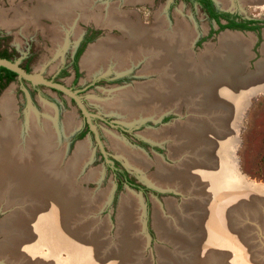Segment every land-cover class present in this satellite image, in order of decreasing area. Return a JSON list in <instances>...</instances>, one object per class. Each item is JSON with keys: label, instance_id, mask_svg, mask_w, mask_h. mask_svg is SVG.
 Wrapping results in <instances>:
<instances>
[{"label": "rangeland", "instance_id": "1", "mask_svg": "<svg viewBox=\"0 0 264 264\" xmlns=\"http://www.w3.org/2000/svg\"><path fill=\"white\" fill-rule=\"evenodd\" d=\"M40 1L0 0V50L6 49L13 60L20 59L21 67L30 73H39L67 87L72 86L80 95L86 108L90 110L89 112L97 116L93 120L96 133H87L81 139L71 141L74 132L78 131L85 120L77 104L67 95L44 85L34 86L19 78L0 85V105L1 100L6 99L7 96L10 97L14 120L19 129L22 128V137L23 135L26 137L28 123L32 116L41 124L46 123L47 118L52 116L54 128H56L55 133L58 134L60 140L59 145L66 151L65 153L63 149L65 153L63 162L67 163L74 157L73 152L77 142H85L88 146V153L82 159L83 163L73 174V178L71 177L73 183L75 182L74 185L80 190V194L77 195L79 205L73 212V216L68 219L69 221L71 219L69 224L71 232L80 236H73L72 239L82 246L77 248L76 244H66L64 248H59L57 253H53L50 252L49 246L40 245L36 254L20 252L19 259L22 258L24 264H167L168 256L176 257V259L189 258V255L193 256L198 253L206 255V260L209 259L207 261L212 264H264V196L253 195L254 191L247 190L246 187L244 190L242 188L250 183H255L260 187L264 185V91L249 97L248 100V96L244 99L239 116L234 121L232 133L229 134L231 141L220 158L224 167L222 176L230 180V182H223V194L228 195L226 202L230 203V207L227 206L226 211H222L227 227L224 241L222 243L217 239L214 241L208 229L213 223L207 210L215 203L210 206L211 202L205 197L207 194H201L198 190L205 183H200V185L197 183L200 181L195 180V185L185 184L178 190L173 186L164 187L149 180L150 175L158 169L154 162L158 157L171 168L178 165L179 161L173 157L176 146L170 138L161 140L162 142H154L145 133L159 131L162 128L170 129L178 121L184 123L192 116V111H189L192 106L188 107L187 104L181 103L179 112L175 111L176 109H169L160 117H157L155 112V118H146L142 122L123 120L109 109H105L101 103L111 104L110 99L113 98L115 90L134 87L138 83L141 85L147 80L154 79L156 75L148 77L143 75L141 70L144 63L142 61L131 65L130 69H123V72L122 70L118 72L111 66L103 72L88 73L81 67L80 59L89 46L90 49L92 45L107 36H114L120 40L128 37L126 38L121 27L117 29L98 26L93 21L83 20L81 12L77 13V11H74L67 20H59L66 21L67 24L63 22L64 25L46 14L37 16L33 14V10ZM99 2H116L120 10L131 11L130 20L139 21L148 27L154 26L159 19L168 24L169 31L182 23L185 24L191 33L188 48L196 56L203 55L206 50L205 46L208 44L212 45L215 50L209 54L216 53L220 47V37L226 33L243 34L246 38L251 37L252 34V43L247 49L248 58L244 62L243 73L245 74L255 72L257 62L264 57L261 52L264 44V24L262 29L257 28L250 31L219 30L218 25L209 20L198 7H190L182 2L173 5L170 4L171 0L137 2L99 0ZM226 8L237 10L248 18L264 20V2L242 3L240 0H231V6ZM95 28L98 31L94 34V38L83 45L78 59L79 76L74 81L75 69L72 62L78 35L86 29ZM45 108L51 109V116L46 113L48 111ZM68 114L73 117V125L65 134L64 119ZM104 118L109 122L105 123ZM2 119H4V113L0 109V121ZM114 124L128 131L122 134ZM110 133L115 134L116 136L113 137L117 140H123L126 145L134 148L133 150L145 154L146 158L152 161L147 170L130 166L122 156L117 154L112 148ZM96 135L106 152L117 157L121 164H125V167L127 165L126 168L132 179L145 190L134 189L126 184L117 188L114 174L107 169L100 156V145L97 143ZM195 153L198 154L197 151ZM87 157L90 158L86 159ZM95 170L99 171L98 176L94 174ZM129 193L134 195L132 196L134 205L132 204L131 210V229L126 230L128 226L122 215V199ZM219 196L220 193L216 198L218 203H220ZM74 197L75 195L72 196ZM240 198H243L241 202ZM171 201L177 205L176 210H171L169 205ZM221 203L225 204V202ZM0 205L1 222L11 216L15 210L16 212L18 209L21 210V206L26 205V202L23 204H16L15 201L8 203L2 196ZM207 205H209L208 208ZM157 210L173 233H179L183 238L191 239V246L188 250L183 247V244H179V240L172 242L171 240H175L172 237L171 240L160 237L161 229L155 223ZM28 216L24 214L22 218L31 220ZM66 233L71 235L70 231L66 230ZM204 234L208 239H204ZM26 236L23 230L20 240H28L29 237ZM3 239L4 235L0 234V240ZM132 239L136 242L129 251L126 249V244ZM7 263L13 264L4 257H0V264Z\"/></svg>", "mask_w": 264, "mask_h": 264}, {"label": "bare ground", "instance_id": "2", "mask_svg": "<svg viewBox=\"0 0 264 264\" xmlns=\"http://www.w3.org/2000/svg\"><path fill=\"white\" fill-rule=\"evenodd\" d=\"M219 1L222 3L227 0ZM94 6L93 0H41L34 8L33 14L37 16L46 14L59 21L67 20L77 9L80 10L81 17L87 19L89 13L95 10ZM104 8L107 10L106 14L102 12ZM119 8L120 6L116 3L107 6L99 4L97 7L99 12H95L94 17L97 23L118 25L128 38L120 40L107 37L99 40L90 49L89 46L81 57V67L90 74L106 71L111 66L116 71L123 72V69H128L131 65L142 61L144 63L142 74L146 77L156 75L154 79L147 80L141 85L138 83L139 85L136 84L134 87L115 90L113 98L110 99L111 104L101 103L105 109H109L123 120L141 121L146 118H155V112L156 116L160 117L169 109H176L175 111L179 112L181 103L187 104L188 107L192 106L189 109L192 111V116L184 123L178 121L170 129L146 130L145 134L154 142H162L170 138L176 146H174L173 157L179 161L178 165L171 168L158 157L154 161L158 169L150 175L149 180L164 187L173 186L178 190L185 184L195 185V180L200 181L197 182L199 184L205 183V185L200 184L201 187L198 190L201 194H207L205 197L211 202L210 206L215 203L207 210L213 223L208 229L214 241L217 239L222 243L227 229L222 211H226L227 206L230 207V203L226 202L228 195L223 194V182H230V180L222 176L224 167L220 158L231 141L229 134L232 133L234 121L239 116L244 99L248 96V100L249 97L264 91V57L257 62L255 72L245 74L243 73L244 62L248 58L247 49L252 43V34L251 37L246 38L243 34L226 33L220 37V47L216 53L210 55L212 54L210 52L215 50L208 44L205 46L204 54L196 56L188 48L191 33L185 24L182 23L169 31L168 24L159 19L154 26L148 27L139 21L130 20L128 15L122 14ZM63 22L59 21L64 25L66 21ZM261 52L264 55V44ZM137 95L140 97H136ZM1 101L0 109L4 113V119L0 121V198L3 196L4 201L8 203L26 202V205L21 206V210L18 209L17 212L15 210L11 216L0 222V234L4 235V239L0 240V257H4L13 264H24L22 258L19 259L20 252H29L34 255L38 252L40 245L49 246L50 252L53 253H57L59 248H64L66 244L71 243L80 248L82 244L72 239L73 236L79 235L71 232V226H69L71 219L70 221L68 219L73 216V212L79 205L77 195L80 190L72 181L73 174L83 163L82 159L88 153V146L85 142H77L73 152L74 157L67 163L63 162V154L66 151L59 145L60 140L55 133L51 109L45 108L48 111L46 113L51 116L47 118L46 123L41 124L32 116L28 123L26 137L24 135L22 137V128L19 129L14 120L10 97L7 96ZM30 114L31 112L29 116ZM72 125L73 117L68 114L64 119L65 134ZM109 135L112 148L130 166L147 170L152 161L147 159L145 154L133 150L134 148L126 145L123 140H117L113 137L116 136L115 134ZM183 161L185 163L182 164ZM95 171L94 174L97 175L98 172L99 175V171ZM245 187L247 190L254 191L253 195L264 196V185L260 187L250 183L242 187L243 190ZM219 193L220 203L216 201ZM73 195H75L74 198H72ZM132 196L134 195L129 193L122 199V215L128 226L126 230L131 229L130 218L132 204L134 205ZM242 200L243 198H240V202ZM169 205L171 210H176L177 205L174 201H171ZM24 214L29 215L31 220L22 218ZM155 223L161 229L160 237L170 240L172 237L175 239L171 240L172 242L179 240V244H183L187 250L190 248L191 239L183 238L179 233H173L158 210ZM22 229L26 237H29L28 240H20ZM66 230L70 231L71 237L67 235ZM16 233H18L17 236ZM204 237L208 239L205 234ZM132 240L126 244V249L129 251L132 246H135L136 240ZM198 243L202 244V242ZM212 247L215 246L212 245ZM75 252L78 253L76 249ZM189 256V258L178 259L168 256L167 264L209 263L207 261L209 259L206 260L207 256L204 254L197 253Z\"/></svg>", "mask_w": 264, "mask_h": 264}, {"label": "flooded vegetation", "instance_id": "3", "mask_svg": "<svg viewBox=\"0 0 264 264\" xmlns=\"http://www.w3.org/2000/svg\"><path fill=\"white\" fill-rule=\"evenodd\" d=\"M137 1H149V0H132V2H137ZM211 1H212V8L214 9V11H217V12H226V13L229 14V16L227 18L226 17H220L219 22L221 24H226V23H229L230 21H232V22L241 23V24L244 23L246 25L255 26V27L259 28V29H262V25L264 24V20H258V19H255V18H248V17H245V16L241 15L240 12L237 11V10L227 9L226 7L231 6V0H227L226 2H222V3L219 0H211ZM246 1L247 2H245V0H244V2H243L242 0H240V2H242V3H249V2H253V1L254 2H256V1L257 2H260L261 0H246ZM179 2H182L184 5H189L190 7H198L208 17L209 20L214 21L216 23L215 19H213V18L210 17L209 13L206 11V9L203 7V5L201 4V2H199L198 0H171V3L170 4L173 5V4H176V3H179ZM93 3L95 4V6H94V9L95 10H93L94 12L92 11L91 13H89L90 14L89 17L87 19H83V20H85V21H88V20L89 21H93L94 24H96L98 26H103V27H108V28H110V27L114 28L115 27V28L118 29V25H112L111 26L109 24L107 25L106 22L97 23V20L94 17L95 12H99V9H97V7H98L99 4H102V5H106L107 6L109 4H114L116 2H108L107 4L106 3L103 4V3H100L99 0H93ZM219 4L222 5L224 8L221 7ZM75 11H77V13L80 12V10H77V9ZM106 11L107 10H105V8L102 10V12L104 14L107 13ZM130 12H131L130 10H128V11H122L121 10V13L122 14L124 13V14L128 15V17L130 15ZM218 29H219V26H218ZM226 29H230V28H226ZM230 30H240V31H243L244 29H230ZM97 31L98 30L96 28L93 29V30H91V29L87 30L86 29L85 32H81L80 35H78L77 46H76L75 51L73 52V57H74L75 53L77 52V50H79L81 48L83 50V45L86 44V42H88V40H91L92 38H94L93 36H94V34L97 33ZM107 37H114V36H107ZM107 37H103V39L104 38H107ZM115 38H117V37H115ZM81 53H82V51H81ZM80 55H79V57H80ZM79 57H78V59H79ZM77 67H78V61H77ZM39 85H42V84H39ZM69 88L71 90H74V88L72 86H70ZM53 90H55V89H53ZM55 91H59V90H55ZM59 92H61V91H59ZM61 93H63V92H61ZM71 100L74 101L73 99H71ZM87 110L90 111L88 108H87ZM79 111H80V109H79ZM80 113L82 114L81 111H80ZM82 116L84 117V120H85L86 123L84 122V124L78 129V131L77 132H74V135H73V138H72L71 141H76L78 139H81L87 133L94 134L93 131L89 127V123L87 122L86 117L83 114H82ZM96 118H97V116H91V122L93 123V120L96 119ZM147 119H149V118H147ZM144 120H141V122L144 121ZM103 121L105 123H108L109 122L105 118L103 119ZM114 126H117V125L114 124ZM117 129L119 131H121L122 134H126V132L128 131V129H126L124 127H121V126H117ZM94 137H95V135H94ZM152 145L157 146L155 144H152ZM157 147H159V146H157ZM157 147H155V148H157ZM140 148H142V147H140ZM99 153H100V156H101L102 160L105 162V165H106L107 169L108 170H111L112 173L114 174V177H115V179L117 181L116 182L117 188L119 186H121L122 184H126V185L130 186L127 182H133V183L137 184V182L132 179V177H131L128 169L126 168L127 165L125 167L124 166L125 164L124 165L121 164V162L119 161V159L117 157H115V156H112L110 153L106 152V150L104 149V147H102V149L99 148ZM138 190H145V189H144V187H140V189H138Z\"/></svg>", "mask_w": 264, "mask_h": 264}, {"label": "water", "instance_id": "4", "mask_svg": "<svg viewBox=\"0 0 264 264\" xmlns=\"http://www.w3.org/2000/svg\"><path fill=\"white\" fill-rule=\"evenodd\" d=\"M0 66L15 72L17 74V78L24 79L33 85L42 84V85L47 86L51 89H55V90H59V91L63 92V94L67 95L69 98H71L75 101V103L77 104V106L80 109V111L82 112V114L86 117V120L89 123L90 129L96 133V127L91 122V116H95V114L91 113L87 110V108L84 105L80 95L75 90H71L69 87H67L61 83L55 82L51 79H47L39 73L27 72L24 68L21 67L20 59L9 60V59L0 57ZM96 140H97V143L100 145V148L102 149L101 142L99 141V137L97 135H96ZM150 143H153V142L150 141Z\"/></svg>", "mask_w": 264, "mask_h": 264}, {"label": "trees", "instance_id": "5", "mask_svg": "<svg viewBox=\"0 0 264 264\" xmlns=\"http://www.w3.org/2000/svg\"><path fill=\"white\" fill-rule=\"evenodd\" d=\"M199 2H201V4L203 5V7L206 9V11L209 13L210 17L215 19L216 23L219 26V30L222 29H226V28H230V29H244V30H254L257 27L255 26H249L246 25L244 23H236V22H232L230 21L229 23L226 24H221L219 22L220 17H228L229 14L226 12H217L214 11V9L212 8V1L211 0H198ZM82 48L77 50V52L75 53L74 57H73V67L75 69V79L74 81H76L77 77L79 76V72H78V67H77V61H78V57L81 54ZM0 57L1 58H6L9 60H13L10 57V54L8 53V51L6 49H2L0 50ZM27 72H29L27 69H25ZM17 78V74L9 69H6L4 67L0 66V85H3L5 83H8L10 81H13L14 79ZM132 188L134 189H140V185L139 184H135L133 182H127Z\"/></svg>", "mask_w": 264, "mask_h": 264}]
</instances>
